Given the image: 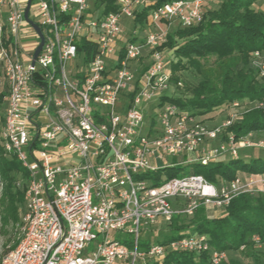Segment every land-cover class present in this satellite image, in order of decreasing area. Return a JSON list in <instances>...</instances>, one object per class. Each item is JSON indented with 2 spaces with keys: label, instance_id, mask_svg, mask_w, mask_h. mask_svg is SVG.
Returning <instances> with one entry per match:
<instances>
[{
  "label": "built area",
  "instance_id": "obj_1",
  "mask_svg": "<svg viewBox=\"0 0 264 264\" xmlns=\"http://www.w3.org/2000/svg\"><path fill=\"white\" fill-rule=\"evenodd\" d=\"M27 1L0 0L6 88L0 149L27 177L18 241L0 264H161L172 250L207 251L211 264L225 260L204 234L146 247L139 241L142 225H167L200 207L224 210L240 193L264 192V173H236L217 184L192 172L157 184L143 178L176 167L167 157L179 154L192 153L187 164L207 166L221 156L237 158L245 148L264 150L256 132L236 137L229 131L245 109L263 107L262 101L248 107L234 101L220 118L198 120L162 100L169 88L181 86L172 82L171 50L163 46L169 30L174 23L198 25L208 0L167 1L149 10L142 28L133 19L149 0H116L117 10L107 13L97 0H30L28 19L43 37L35 57L40 37L24 18ZM123 17L133 23L125 41ZM250 63L264 80V50L252 51ZM151 102L155 113L142 133Z\"/></svg>",
  "mask_w": 264,
  "mask_h": 264
},
{
  "label": "trees",
  "instance_id": "obj_2",
  "mask_svg": "<svg viewBox=\"0 0 264 264\" xmlns=\"http://www.w3.org/2000/svg\"><path fill=\"white\" fill-rule=\"evenodd\" d=\"M97 1L104 13L117 10L116 0ZM149 1L150 4L135 12V26L142 28L149 10L170 0ZM256 1L225 0L215 9L205 4L203 19L198 25L177 26L168 33L163 46L172 52V82L178 81L177 72L180 76L190 75L193 80L184 83L183 92L164 95L162 100L173 102L181 109L199 116L212 115L217 110L228 108L234 101L247 107L257 101L264 103V80L258 78L250 63L252 51L264 50V13L253 7ZM85 46L82 44L79 48ZM86 55H90L88 46ZM5 95L4 86L0 91V99ZM245 110L229 127V131L236 137L249 131L264 132V106ZM191 172L217 184L221 180H232L237 172L264 173V157L246 161L239 155L227 163L213 161L207 166L196 165ZM183 173L188 172L179 166L165 167L143 178H149L152 184H157L160 176L169 179ZM18 175L23 178L26 176L20 163L13 157L4 156L0 149V218L3 220L15 218V202H23V196L13 189ZM204 210L205 207H200L187 225L177 226L176 221L184 216L174 215L166 225L169 234L157 242L165 244L186 233L204 234L212 251L241 252L252 264H264V249H260L264 247V192L238 194L229 201L224 213L218 216H200ZM17 241L5 247L2 255L13 249ZM148 244L145 241L142 246ZM209 255L207 251L172 250L161 264H211ZM219 264L241 263L236 258H228Z\"/></svg>",
  "mask_w": 264,
  "mask_h": 264
},
{
  "label": "rangeland",
  "instance_id": "obj_3",
  "mask_svg": "<svg viewBox=\"0 0 264 264\" xmlns=\"http://www.w3.org/2000/svg\"><path fill=\"white\" fill-rule=\"evenodd\" d=\"M225 0H211V2L208 4L207 7H210L212 9H215L219 6V4ZM253 7L256 10L262 11L264 13V0H257L254 4ZM35 21H38L37 18H35ZM177 24H173L172 27L169 30V33H171L173 30H175L177 28ZM133 28V23L132 20L130 18H126L123 17L121 20V37L122 39L125 41L126 39L129 38L130 33H131V29ZM145 29H147V27H144ZM143 35L142 33H138L137 36H141ZM29 42H32L33 38L32 37H28V39H26ZM124 43L123 42H119V45L122 46ZM165 48H167L166 46H164ZM167 57L169 58V62H171L172 60V52L170 51L169 54H167ZM176 76H178V80L181 82V86L179 88H177L178 90L176 91V88H169L166 92L165 95L166 96H170L172 95V93H180L183 92V88H184V83L190 81L192 78H190V75L184 74L182 76H180L179 72H177ZM2 72H1V68H0V91L3 90V82H2ZM189 79V80H188ZM193 80V79H192ZM4 97L1 98V102H0V125L2 122V117H3V112H4ZM121 105V102H118L116 104V107H119ZM156 105L155 102H151L148 105H146L145 109H144V121L141 125V132L144 133L148 127L149 124V119L151 118V116L155 113L153 110V107ZM217 110V109H216ZM228 111L227 108L223 109V110H217L215 111L212 116L213 118H220L222 116V114L226 113ZM196 119H200V120H204L206 117L204 116H198L196 115ZM256 138H264V132H258L256 135ZM239 155L241 157L244 158V160H250L251 158H256V157H264V150L261 148H245L239 151ZM193 155L192 153H184V154H179L177 156H173V157H167V162H174L177 164V166L181 167L183 170H185L186 172H191V170L193 169L194 166H196V163H190L187 164L185 162L186 158H192ZM230 160V158L228 156H221L217 159V161L221 162V163H227ZM239 175H241V177H245L244 172H237ZM162 179H164V177H161ZM26 179L27 177L23 178L20 177V175H18L17 177H15V181H14V187L13 189L17 192H19V194H21L23 197V202H15V218H7L6 220H3L2 218H0V258L2 255V252L4 250L5 247H9L11 245H13L17 238H18V224L20 222L21 216L23 214L24 211V203H25V198H24V194H25V185H26ZM17 181H20V186H17ZM2 186V182H0V189ZM224 211L223 210H217L215 208L212 207H206L204 212L199 214L201 215H205V216H218L223 214ZM1 214V212H0ZM192 221V216L189 217H181L176 221V225H187L189 223H191ZM169 234V231L166 230V225L161 224V223H156L150 226H141L140 228V234H139V241L141 243L147 241L149 243H156L157 241L163 240V238ZM120 238L125 237L126 239H128L127 235H117ZM260 249H264L263 246H261ZM226 254V259L228 258H236L238 259V261L241 264H252L251 260L249 258H246L243 253L241 252H225ZM225 259V260H226Z\"/></svg>",
  "mask_w": 264,
  "mask_h": 264
},
{
  "label": "water",
  "instance_id": "obj_4",
  "mask_svg": "<svg viewBox=\"0 0 264 264\" xmlns=\"http://www.w3.org/2000/svg\"><path fill=\"white\" fill-rule=\"evenodd\" d=\"M29 3H30V0L27 1V6H26L25 11H24V18L36 30L37 34L40 37V42H39L38 46L36 47V49L34 51V55H33V57H35L37 55V53L39 52L40 48H41V45L43 43V37H42V34H41V31H40L39 27L35 23H33L31 20L28 19Z\"/></svg>",
  "mask_w": 264,
  "mask_h": 264
},
{
  "label": "crops",
  "instance_id": "obj_5",
  "mask_svg": "<svg viewBox=\"0 0 264 264\" xmlns=\"http://www.w3.org/2000/svg\"><path fill=\"white\" fill-rule=\"evenodd\" d=\"M150 2V1H149ZM211 2V0H208L207 2H206V5L208 6V4Z\"/></svg>",
  "mask_w": 264,
  "mask_h": 264
}]
</instances>
